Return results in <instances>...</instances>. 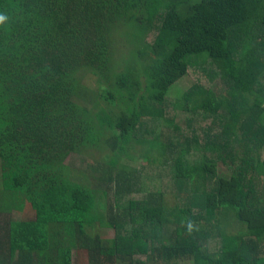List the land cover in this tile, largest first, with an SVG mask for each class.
<instances>
[{
	"label": "trees",
	"instance_id": "obj_1",
	"mask_svg": "<svg viewBox=\"0 0 264 264\" xmlns=\"http://www.w3.org/2000/svg\"><path fill=\"white\" fill-rule=\"evenodd\" d=\"M0 15V264H264V0H0ZM118 26L153 54L122 62ZM179 108L197 119L174 123ZM101 143L98 191L71 168Z\"/></svg>",
	"mask_w": 264,
	"mask_h": 264
},
{
	"label": "rangeland",
	"instance_id": "obj_2",
	"mask_svg": "<svg viewBox=\"0 0 264 264\" xmlns=\"http://www.w3.org/2000/svg\"><path fill=\"white\" fill-rule=\"evenodd\" d=\"M115 29L113 31L114 45L116 46L115 47L116 49H114V51L116 53L115 55L119 59H121L122 62L126 63L127 61H129L130 63H132L134 59H136L134 55L137 54L136 51L138 49H145V51H147L148 54L150 55L153 54L150 51V49L147 48L150 45L146 43L148 41L145 39V34H143V36L141 37V34L139 36L136 34V32H132V33L128 32V36L129 34L133 36V38L131 39L125 36V34H123L124 33L123 27L118 26V27H115ZM137 58L139 59V61L144 63L146 66L150 64V60L147 54L145 56L141 54V57L139 56ZM198 61L199 63H204V58L201 57L198 59ZM146 66L142 65L143 68ZM201 77L205 84L206 82L208 83V77L205 74L202 73ZM194 83L195 81L191 75L182 76L173 85L170 86L168 90V95L172 98L180 99L183 93L187 91L191 86H193ZM93 86H94V89H97L100 92L103 90L102 88L98 87L99 85L96 86V84H91V87ZM103 87L106 88L105 85ZM210 88L212 89L213 93H215L217 96L224 95V97H226L228 94L226 92L227 86L223 84L221 81H216L213 84V86ZM263 95L264 94H256V96L260 100ZM195 98L196 97H194L191 101H189L188 108H191L194 106V101H196ZM98 106H100L101 108H105L106 102L101 101ZM263 107H264V104H263ZM176 112H177V116L175 117L174 123L178 122L179 125H182L188 119H191V118H194L195 120L197 119L198 113L193 114L191 111L189 110L187 111L182 108H179ZM171 136L175 140V143L179 145L180 147L187 146V143L182 141V135L176 132L175 133L173 132V135ZM139 147H140L139 144L133 141H131L129 144L127 143L126 150L123 153V155H121V159L119 160L120 164L124 165L128 170H134L137 166L139 167L140 164H144L146 161H144V159L142 158ZM90 150L91 151L88 152L87 156L76 154L73 158L74 166H72L71 169H73V172L75 173V176L77 178L85 182H88L91 185V187L97 188L98 191L106 190L105 189L106 187L105 175H107V169L110 166L108 162L110 160L109 156L112 155V151L106 149V146L104 147V143H101L100 148H91ZM104 151L108 152L107 153L108 155H106V157L104 156ZM224 167H225L224 165H221V169L219 170V172L223 175H226L228 173V170L227 169L225 170ZM137 176H138V173H137ZM107 192L109 193V199L112 200V196H113L112 190L110 191L107 190ZM163 201L166 207H172L174 205V197L172 195L168 194L164 196ZM104 202H106V199L102 196V203ZM23 208L24 209H21V210L13 208V207L10 208L8 216H11L12 218H15V219H21V217H25V218L31 217L32 210L29 208L28 204ZM1 212L4 213V210L2 209V207H0V215H1L0 219L3 216ZM234 217L235 219H237L235 215ZM220 218L221 220H223L224 218L229 219L231 226H229L228 228L231 232L233 231L236 232L237 230H239V225L236 220L232 221L229 216L225 217L223 214L222 216H220ZM96 231L99 232L102 238H111L113 236V229L111 228L100 226L96 229ZM72 260L74 264H83L86 261L85 257H80V258L78 257V259L76 260L74 255H73ZM179 264H191V263H190V260H181Z\"/></svg>",
	"mask_w": 264,
	"mask_h": 264
},
{
	"label": "clouds",
	"instance_id": "obj_3",
	"mask_svg": "<svg viewBox=\"0 0 264 264\" xmlns=\"http://www.w3.org/2000/svg\"><path fill=\"white\" fill-rule=\"evenodd\" d=\"M7 17L5 15H0V23H3Z\"/></svg>",
	"mask_w": 264,
	"mask_h": 264
}]
</instances>
